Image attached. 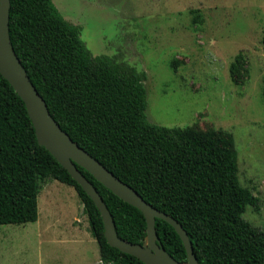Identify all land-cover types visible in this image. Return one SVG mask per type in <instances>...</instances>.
Returning a JSON list of instances; mask_svg holds the SVG:
<instances>
[{"label":"trees","instance_id":"trees-1","mask_svg":"<svg viewBox=\"0 0 264 264\" xmlns=\"http://www.w3.org/2000/svg\"><path fill=\"white\" fill-rule=\"evenodd\" d=\"M10 36L61 128L147 203L177 220L199 264H264V233L243 217L257 199L238 182L233 137L149 122L147 73L94 56L81 28L68 22L52 0H11ZM230 74L235 84H246L250 70L245 54L235 58ZM78 168L102 196L119 237L143 245V213ZM53 180L77 192L100 248V264H144L108 244L95 203L39 145L25 103L0 73V226L37 222L41 181ZM156 229L166 251L186 263L188 255L175 229L161 219Z\"/></svg>","mask_w":264,"mask_h":264},{"label":"rangeland","instance_id":"rangeland-1","mask_svg":"<svg viewBox=\"0 0 264 264\" xmlns=\"http://www.w3.org/2000/svg\"><path fill=\"white\" fill-rule=\"evenodd\" d=\"M52 2L81 28L94 56L147 73L149 122L234 138L238 182L257 199L243 217L264 233V0ZM241 53L250 78L237 85L230 68ZM41 185L38 222L0 226V264H98L75 189L56 180ZM73 226L85 234L77 239ZM90 237L94 244L81 243Z\"/></svg>","mask_w":264,"mask_h":264},{"label":"water","instance_id":"water-1","mask_svg":"<svg viewBox=\"0 0 264 264\" xmlns=\"http://www.w3.org/2000/svg\"><path fill=\"white\" fill-rule=\"evenodd\" d=\"M10 10L11 0H0V73L25 103L39 145L55 157L95 203L103 219L108 244L144 264H199L183 226L173 217L147 203L136 190L74 142L53 118L45 99L31 81L14 49L10 36ZM78 167L88 171L104 187L143 213L147 223V238L143 245L127 242L119 237L114 218L102 196ZM157 219L169 223L181 238L188 255L186 263L175 260L162 246L156 229Z\"/></svg>","mask_w":264,"mask_h":264},{"label":"crops","instance_id":"crops-1","mask_svg":"<svg viewBox=\"0 0 264 264\" xmlns=\"http://www.w3.org/2000/svg\"><path fill=\"white\" fill-rule=\"evenodd\" d=\"M73 188V187H72ZM80 207H81V209L83 210V207H82V205L81 204H78ZM38 222V221H37ZM78 224H81L80 222L81 221H79V220H77L76 221ZM36 223V222H35ZM85 229V228H84ZM40 231H43V229H39ZM73 232H75V233H77L78 234V237H77V239H79V235L81 234V232L83 233V234H85V232L83 231V228L81 227V228H78V227H74L73 226ZM49 231V230H48ZM90 236V235H89ZM77 242H79V244H80V241H77ZM92 242V243H91ZM96 241H93V239L90 237V239H81V243H83V245H87L88 243H90V244H94ZM98 244V243H97ZM99 251H100V249H99ZM99 254H100V252H99ZM100 258H99V261H98V264H100L101 263V255L99 256Z\"/></svg>","mask_w":264,"mask_h":264}]
</instances>
